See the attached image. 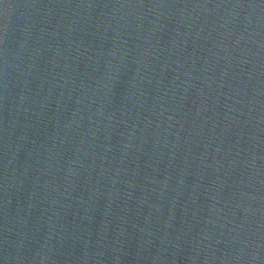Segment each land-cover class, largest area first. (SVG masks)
<instances>
[{
    "label": "water",
    "instance_id": "water-1",
    "mask_svg": "<svg viewBox=\"0 0 264 264\" xmlns=\"http://www.w3.org/2000/svg\"><path fill=\"white\" fill-rule=\"evenodd\" d=\"M0 264H264V0H0Z\"/></svg>",
    "mask_w": 264,
    "mask_h": 264
}]
</instances>
